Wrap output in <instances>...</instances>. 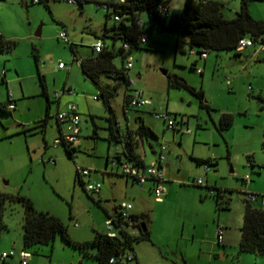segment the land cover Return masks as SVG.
<instances>
[{
    "label": "rangeland",
    "instance_id": "rangeland-1",
    "mask_svg": "<svg viewBox=\"0 0 264 264\" xmlns=\"http://www.w3.org/2000/svg\"><path fill=\"white\" fill-rule=\"evenodd\" d=\"M34 1L0 0V10L6 13L0 15V40L12 44L0 51V105L8 99L16 105L9 112L0 110V194L6 196L2 205L5 226L0 231V264H20L22 250L31 253L30 264H97L66 243L61 234L52 245L25 249V210L18 200H11L18 196L29 198L36 209L59 217L71 239L81 243L92 240L96 231L105 232L107 208L131 203L136 211L148 216L150 238L135 241L133 249L142 264H264V256L239 251L243 192L264 193V51L255 53L259 49L256 46L238 52H209L204 60L196 49L191 53L189 45L178 41L173 33L153 30L141 48L130 53L134 66L130 70L132 91L141 93L151 105L128 115L123 111L125 80L102 75L101 87L114 94L110 101L121 138L125 139L129 127H136L135 117L141 115L158 135V139L143 140L147 166L151 158L157 159V155L151 156L150 146L157 153L165 147L166 161L161 170L168 194L164 203H158L151 182L145 187L127 184L125 177L115 172L122 143L109 140L108 112L99 98L100 91L84 77L70 48L71 44L76 46L78 59L93 55L96 35L101 37L105 26L114 25V19L106 20V9L92 2L79 8L65 0L47 4ZM184 1L171 0L169 11L180 14ZM212 1L220 4L229 20L241 9V0ZM248 9L253 19L264 21V0H249ZM39 27L41 35L36 36ZM64 32L69 43L59 39ZM106 42L111 46L109 39ZM119 45L111 48L117 52L114 63L121 68ZM60 62L66 69L57 68ZM194 62L196 69L192 67ZM37 69L44 76L51 101L46 124L43 120L47 100L42 95ZM173 75L202 89L210 111L201 107L199 99L188 90L170 89L169 76ZM70 88L74 102L80 104L83 122L77 152L72 156L63 144H53L60 137L54 94ZM165 112L171 119L176 116L178 122L184 121L181 129L174 131L163 120L154 118L153 114ZM223 113L234 116L232 127L226 130L220 128ZM187 128L190 133L183 132ZM210 157L216 164L209 170L195 161ZM249 157L255 160L253 168ZM77 167L90 170L81 178L85 184L100 183L102 195L86 191L76 174ZM247 176L246 185L243 180ZM198 179L203 180L202 186L194 184ZM208 187L231 191L229 206L221 209ZM258 188L261 190L255 192ZM218 227L225 228L224 246L217 243ZM130 232L141 235L138 228ZM10 252L14 257L4 263L2 254Z\"/></svg>",
    "mask_w": 264,
    "mask_h": 264
},
{
    "label": "trees",
    "instance_id": "trees-1",
    "mask_svg": "<svg viewBox=\"0 0 264 264\" xmlns=\"http://www.w3.org/2000/svg\"><path fill=\"white\" fill-rule=\"evenodd\" d=\"M49 1L51 0H36L33 3L44 2L47 4ZM170 1L171 0H124L122 3H111L109 4L110 10L106 12V20L114 19V16H117L119 17V21H114V25L111 27L105 26L103 35L98 37L103 43L102 51L94 53L92 47L93 55L78 59L76 46L74 44L70 45L74 61H79L82 74L86 79L93 82L100 91L99 98L104 102L108 112L109 140L111 142L122 143V151L117 153L116 156L117 164L127 162L133 163L135 166L142 169L147 167L144 160L135 154V148L138 144L137 139L148 140L158 138L157 134L149 126L143 123L142 118H138L137 127L134 129L129 127L125 139L123 140L120 134L118 119L110 101L114 94L111 90L101 87L100 85L102 75L123 78L126 83V93L123 103L124 113L128 115L131 111L139 112L141 110V108L136 109L129 105L133 91L131 88V80L128 77L125 65L132 50L135 48H141V45L145 42L142 41L143 34H148L153 30L158 33H173L176 35L178 41L181 40L187 43L191 51L196 49L200 57L202 54H206V57H208L209 52L229 50H235L238 52V41L242 38H250L256 43H264V21L252 18L248 9L249 0H241V9L237 12L236 17L231 20L224 17L220 4L216 1L185 0L180 14L171 13L169 11ZM86 2L92 1L85 0L79 4V8H83ZM159 5H162L164 9L159 10ZM139 20L143 21V28L138 26L137 23ZM106 39L110 40L113 48L120 43L119 50L122 54L121 68H118L115 65L114 60L117 56V52L107 44ZM11 45V42L0 40V51H3L6 47L11 48ZM124 45L128 46L127 50L124 48ZM35 58L38 63L37 54H35ZM196 64V62L192 64L194 69H196ZM169 77L170 80L168 87L170 89L188 90L192 95L199 99L201 107L210 111V106L207 103H204L205 97L202 89L192 87L185 79L177 75ZM39 79L42 86V95L45 96L47 100L46 115L43 120L44 124H46L50 117L49 111L51 101L49 100V95L45 88L44 76L39 74ZM10 106H14L15 108V103L8 99L7 103L0 105V110L9 112L11 111L9 108ZM167 114L169 116L168 112ZM172 120L177 124L176 129H173L174 131L180 129L181 125L184 124V121L182 120L181 122H178L176 116H174ZM233 122L234 116L232 114L223 113L220 118L221 130L229 129L232 127ZM178 124L180 127H178ZM262 146L264 148V135ZM65 147L71 156L77 152V147ZM195 161L198 165H207L210 168L214 166L213 159H195ZM248 162L251 168L255 167L256 164L254 163V158L249 157ZM76 174L81 184L85 187V183L79 176L78 171ZM121 175L126 177L122 173ZM148 182L153 184V192L154 181L149 180ZM243 183H246V181L243 180ZM208 190L214 191L212 196L216 198L221 209L229 206L231 200L229 195L231 194V191L228 192L225 189H219L216 187H208ZM243 195H245V209L243 225L240 229L241 240L239 243V251L241 253L264 256V193L256 194L261 200L255 202H250L247 199V192L244 191ZM5 199L6 196L0 194V231L5 226L2 222V205ZM14 199L18 200L25 210L23 223V246L25 249L32 248L36 245H52L56 236L61 234V237L66 243L80 249L86 257L92 258L97 264H124L121 256L126 252H133L135 254L133 250L134 242L149 240L150 238L148 216L147 214H142L141 216L136 215L132 217L133 220L137 222L133 229H140V236L131 234L130 230L122 228L118 222H114V228L116 231L114 237L109 236L108 233L96 231L92 240L82 243L76 242L71 239L67 227L59 217L49 212L36 209L34 203L27 197L18 196L16 198H11V200ZM117 210L118 209L116 208L112 215L107 214V218L112 216L116 217ZM143 226L144 229H146L145 231L143 230ZM113 258L117 259L116 262L110 263V260Z\"/></svg>",
    "mask_w": 264,
    "mask_h": 264
},
{
    "label": "built area",
    "instance_id": "built-area-1",
    "mask_svg": "<svg viewBox=\"0 0 264 264\" xmlns=\"http://www.w3.org/2000/svg\"><path fill=\"white\" fill-rule=\"evenodd\" d=\"M65 1L71 5L79 6V4L84 2L85 0H65ZM91 1L92 3H95L98 6L104 7L106 9V12H108L110 10L109 4L122 3L124 0H91ZM158 8L159 10L164 9L162 5H159ZM114 21H119V17L114 16ZM137 24L140 28H143L144 23L142 20H139ZM146 38H147V34H143L142 41H146ZM59 39L64 41L65 43L70 42L69 36L65 32L60 33ZM256 46H258L259 49L255 50V53L264 51V43H256L250 38H242L238 41L237 50L243 51L246 48H253ZM92 47L94 49V53H99L102 51L103 43L101 40H97L93 44ZM124 48L127 50L128 46L124 45ZM206 56H207L206 54L201 55L202 58H206ZM57 68L59 70L66 69V65L60 62ZM125 68L128 72L127 73L128 77L131 80L130 70L133 68V59L131 56L127 58ZM131 85H132V81H131ZM54 96L55 98H58L60 96V93L55 92ZM129 105L132 108L140 109V108L151 105V103L145 98H143L141 93L134 90L132 92V97L130 99ZM9 108L12 110L14 106H10ZM153 115L155 119L163 120L167 124L168 128L172 130L176 129L177 124L173 122V120L168 116L167 112L156 113ZM57 122L59 123L61 127V134L59 138L55 139L53 143L54 146L57 147L61 144H64L65 146L76 147L80 140L81 127L83 123L82 117L77 111V106L71 103V104H68L64 110L58 111L57 112ZM184 132L190 133L188 129H185ZM164 151H165V147L162 146L160 152L157 155V159L152 164L148 165L147 167L143 169L135 166V164L133 163H127V162H122L121 164H118V167H117L120 173L124 174L134 184L142 186V185H145L149 180H153L154 181L153 195L155 199L159 201L163 200L164 197L166 196V188L164 186L165 180H164V176L161 170L163 163L166 161ZM204 167L206 170L210 169V167L207 165ZM77 171L80 177H84L90 174L89 169H84L81 167H77ZM248 179H249V176H247L245 179L246 185H247ZM203 183L204 182L202 179H198L195 182L196 185H203ZM85 188L87 192L89 193L99 194V192L101 191L102 185L100 183L85 184ZM209 191L211 194H213L214 192L213 190H209ZM247 193H248L247 199L250 202L261 200V198L257 196L256 194L249 193V192ZM263 206H264V203H263ZM117 209H118L117 216L116 217L112 216L110 218H107L105 222V225L107 227L106 233H108V235L111 237H114L116 235V231L114 228V222H118L122 228H127V230H130V228H133L134 225L137 224V222L134 221L132 218L134 215L131 214V210H132L131 204L122 203L119 207H117ZM222 234H223L222 228H218L217 238H218L219 243L222 241ZM14 255L15 254L13 252L4 253L1 256V259L2 261H5L8 258L14 257ZM19 256H20V264H29L32 259L31 253L27 250H22ZM121 257L123 258L124 264H139L137 257L135 256L133 252H126ZM116 260L117 259L113 258L110 260V263H115Z\"/></svg>",
    "mask_w": 264,
    "mask_h": 264
},
{
    "label": "crops",
    "instance_id": "crops-1",
    "mask_svg": "<svg viewBox=\"0 0 264 264\" xmlns=\"http://www.w3.org/2000/svg\"><path fill=\"white\" fill-rule=\"evenodd\" d=\"M147 37H148V34H147ZM97 40H99L98 39V35H96V39H95V41H94V43L97 41ZM146 41H147V38H146ZM145 41V42H146ZM93 43V44H94ZM93 44H92V46H93ZM191 51V50H190ZM194 51H191V53H193ZM208 57H206V58H203L204 60H206ZM37 66H38V63H37ZM134 67V66H133ZM38 70V69H37ZM62 70H64V69H62ZM38 73H39V70H38ZM40 74V73H39ZM44 83H45V81H44ZM46 88V87H45ZM67 93H69L68 94V97H64V95L65 94H67ZM63 95V96H62ZM55 97V96H54ZM56 100H57V110L58 111H61V110H64L66 107H67V105L68 104H71V103H73V104H75L76 106H77V111H78V113L81 115V113H80V104H77V103H75L74 101L76 100V98H75V96H74V94H73V91H71V88L70 89H65L62 93H60V96L58 97V98H56ZM46 104H47V102H46ZM14 109H16V105H15V108ZM14 109H12V110H14ZM50 109H51V105H50ZM11 110V111H12ZM82 116V115H81ZM138 118H142V121H143V123H144V120H143V117L141 116V115H137L136 117H135V121H136V124L138 125ZM92 122H93V124H94V122H95V120H94V118L92 117ZM57 124H58V128H59V131H60V134H61V127H60V125H59V123L57 122ZM145 124V123H144ZM137 125H136V127H137ZM146 125V124H145ZM135 127V128H136ZM132 129H134V128H132ZM181 129V128H180ZM82 131H83V123H82V127H81V133H80V137H81V135H82ZM158 136V135H157ZM158 139V138H157ZM137 141H138V144H137V147L135 148V154L137 155V156H139L140 158H142L143 160H144V162H145V160H146V153H145V151H144V147H143V140H139V139H137ZM79 145V144H78ZM77 145V146H78ZM76 146V147H77ZM46 147H48L47 145H46ZM140 149H142V152H140L139 150ZM150 151H151V156H154V155H158V153L156 152V150L153 148V147H151L150 146ZM208 159H213V158H208ZM154 162V159L153 158H151L150 159V163L152 164ZM214 163H216V161H214ZM146 164V163H145ZM147 165V164H146ZM106 166H107V169H105L104 171L107 173V172H109V169H108V166H109V161L107 160V163H106ZM115 166H116V169H115V172H117V173H120V171H119V169L117 168L118 167V164H117V162H115ZM253 168V167H252ZM114 170V168H110V171H113ZM121 174V173H120ZM125 179H126V183L127 184H132V185H136V184H134L130 179H128L127 177H125ZM113 182V187H115L116 188V186H117V184H116V182L115 181H112ZM85 183V182H84ZM140 187H145V185H139ZM166 188V187H165ZM257 190H261V189H255V192H259V191H257ZM151 191H152V189H151ZM103 194V189L101 188V191L99 192V194H97V195H102ZM167 194H168V191H167V189H166V196H167ZM256 194H262V193H256ZM140 196H142L141 197V199H144V197L143 196H145V194L143 193V194H141ZM165 196V197H166ZM164 197V198H165ZM99 200H101V198L99 199ZM156 200V199H155ZM156 202H158V203H164V199L163 200H161V201H159V200H156ZM122 203H129V202H121V203H117V204H113L112 205V208L109 210L108 208L106 209V212H107V214H109V215H112L114 212H115V209L117 208V207H119ZM129 204H131V203H129ZM132 205V204H131ZM140 210H142L143 211V208H140ZM131 214L132 215H134V216H136V215H138V216H141L142 214H146V212H140V211H136L135 210V208L133 207V205H132V210H131ZM106 222V221H105ZM218 228H222V230H223V234H222V241L219 243L218 242V238H217V235H216V238H217V243L220 245V246H224V241H225V238H224V227H218ZM218 228H217V231H218ZM131 229H133V228H130V231H131ZM99 232H101V231H99ZM107 232V227H106V225H105V232L104 233H106ZM217 233V232H216ZM135 255H136V257H137V260H138V262H139V264H142V262H141V259L137 256V254L135 253ZM223 256V258H224V254L222 255ZM32 260V259H31ZM6 261V260H5ZM5 261H3L4 263H5ZM31 262V261H30ZM30 264V263H29Z\"/></svg>",
    "mask_w": 264,
    "mask_h": 264
},
{
    "label": "water",
    "instance_id": "water-1",
    "mask_svg": "<svg viewBox=\"0 0 264 264\" xmlns=\"http://www.w3.org/2000/svg\"><path fill=\"white\" fill-rule=\"evenodd\" d=\"M41 35V27L38 28V31L36 33V36H40ZM164 74H167L166 71H164ZM143 230L145 231L146 229H144V226H143Z\"/></svg>",
    "mask_w": 264,
    "mask_h": 264
},
{
    "label": "clouds",
    "instance_id": "clouds-1",
    "mask_svg": "<svg viewBox=\"0 0 264 264\" xmlns=\"http://www.w3.org/2000/svg\"><path fill=\"white\" fill-rule=\"evenodd\" d=\"M0 15H6V13H4L2 10H0Z\"/></svg>",
    "mask_w": 264,
    "mask_h": 264
}]
</instances>
